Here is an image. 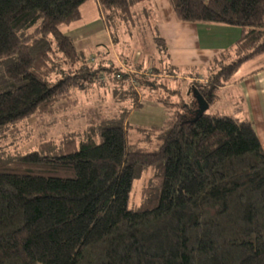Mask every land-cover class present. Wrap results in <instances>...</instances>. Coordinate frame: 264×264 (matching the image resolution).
Returning <instances> with one entry per match:
<instances>
[{
    "label": "trees",
    "instance_id": "16d2710c",
    "mask_svg": "<svg viewBox=\"0 0 264 264\" xmlns=\"http://www.w3.org/2000/svg\"><path fill=\"white\" fill-rule=\"evenodd\" d=\"M88 1L0 0V60L15 58L0 73V137L27 118L68 108L75 90L93 80L85 65L49 80L57 53L70 67L83 58L60 26L78 20ZM97 1L107 23L115 14L133 19L132 0ZM171 3L182 22L239 26L241 35L211 60L216 70L189 76L188 101L173 102L175 90L159 99L176 108L162 126H138L157 134L153 150L129 140L128 117L141 106L132 86L129 110L83 132L20 154L0 146V264H264L262 143L251 121L199 112L198 99L212 106L218 88L264 56V0ZM116 71L126 81L129 74ZM148 168L153 176L131 209L134 179Z\"/></svg>",
    "mask_w": 264,
    "mask_h": 264
},
{
    "label": "rangeland",
    "instance_id": "374dc122",
    "mask_svg": "<svg viewBox=\"0 0 264 264\" xmlns=\"http://www.w3.org/2000/svg\"><path fill=\"white\" fill-rule=\"evenodd\" d=\"M131 2L133 4L132 20L123 21L118 14H115L113 20L107 23L106 12L99 2L89 0L82 7L81 17L78 20L60 26L64 33L72 37L76 48L82 52L83 58L76 65L70 67L63 60V55L57 53L55 57L57 66L50 75V83L57 82L69 72H73V69L78 70L84 65L95 71L96 74L93 76V80L84 81L87 85L83 84L82 88L75 90L73 96L75 102L68 108L54 113L32 116L8 129L0 137V146L3 149L12 154L25 153L37 149L42 141L53 140L58 143L66 134L83 132L92 121L115 117L120 111L129 110L137 98L132 92L130 94L127 92L130 86L136 90L141 106L134 108L128 117L129 140L145 150L157 148L159 143L157 134L141 130L138 126H162L176 108H168L159 99L170 95L171 90H175L180 93L172 94L173 102L180 99L188 101L190 98L188 95L189 82L192 80L189 76L197 73L201 76L208 75L211 69L215 68L216 70L217 64L212 66L210 61L203 68L175 66L168 48H160L155 40L157 36H160L156 17L140 13L135 1ZM204 23L215 28L235 27L221 23ZM34 29L35 26H31L20 29L17 33L23 38L31 34ZM228 37L229 39L217 40L216 44L211 46L219 47L220 44L232 39V35H228ZM52 43L55 47L54 42ZM182 46L180 51L182 60L188 62L189 52L195 58L207 60L208 57L200 49L188 46V41L182 43ZM209 49L213 50L214 48L210 47ZM233 57L230 54L228 60ZM14 60V57L0 60V73ZM260 60L264 62V58H260ZM153 67H157L162 74L156 76L151 73L150 70ZM115 71L120 73L125 71L129 74L126 81L118 79ZM168 71H175V76L168 74ZM135 75H145L147 79L157 82L152 87L143 83L140 85L135 79ZM222 94L225 95L222 98L218 97L214 105L206 106L208 113L220 114V110L231 112V105L237 100L232 98L231 90H223ZM237 114L240 118H246L240 113ZM152 176L153 170L148 168L134 179L129 208L139 207L142 189L149 183Z\"/></svg>",
    "mask_w": 264,
    "mask_h": 264
},
{
    "label": "crops",
    "instance_id": "0c3cea01",
    "mask_svg": "<svg viewBox=\"0 0 264 264\" xmlns=\"http://www.w3.org/2000/svg\"><path fill=\"white\" fill-rule=\"evenodd\" d=\"M133 1H135L140 13L156 17L160 37L164 39L175 66H188V68L199 66L203 68L216 55L231 47L241 35L242 29L238 26L215 28L204 22H182L177 18L171 0ZM228 35H232V39L220 44L219 47L211 46L216 44L217 40L229 39ZM186 41H188V46L200 49L208 57L207 60L195 58L190 52L188 62L182 60L180 51L183 48L182 43ZM210 47L215 50L209 49ZM260 58H264V56L243 64L230 82L218 88L217 96L222 98L225 95H221L223 90H231L232 98L237 101L232 103L231 112L220 110V114L226 113L225 115L238 117L237 113H240L246 116V118L241 119H248L252 122L264 149V62ZM233 107L235 108L233 109ZM223 109L225 110V108Z\"/></svg>",
    "mask_w": 264,
    "mask_h": 264
},
{
    "label": "water",
    "instance_id": "95a60500",
    "mask_svg": "<svg viewBox=\"0 0 264 264\" xmlns=\"http://www.w3.org/2000/svg\"><path fill=\"white\" fill-rule=\"evenodd\" d=\"M198 99H200L199 112H203L206 109L207 104L202 97L200 98L199 95H198Z\"/></svg>",
    "mask_w": 264,
    "mask_h": 264
}]
</instances>
